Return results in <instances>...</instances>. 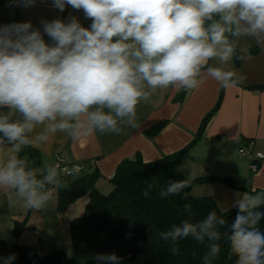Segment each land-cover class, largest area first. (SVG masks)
Returning <instances> with one entry per match:
<instances>
[{
  "label": "clouds",
  "instance_id": "clouds-1",
  "mask_svg": "<svg viewBox=\"0 0 264 264\" xmlns=\"http://www.w3.org/2000/svg\"><path fill=\"white\" fill-rule=\"evenodd\" d=\"M37 0H9V7H35ZM64 13L83 12L90 24L69 13L67 19H41L0 25V146L14 153L29 143L39 148L57 132L73 140L96 132L120 134L136 127L137 106L152 101L170 87L193 90L207 76L221 87L239 83L235 73L209 66L236 56L230 37H252L264 43V0H52ZM47 37V39L45 38ZM237 58H243L242 56ZM55 166L41 179L26 161L12 155L0 164V187L16 191L29 209H42L53 198L48 187H60ZM189 180H176L160 198L179 195ZM149 184L144 191L148 196ZM186 198V194L185 197ZM264 191L244 193L234 202L237 214L227 233L228 258L234 264H264ZM186 207H188L186 205ZM225 219L210 212L200 221L183 220L159 233L176 243L192 237L209 243L204 264H214L221 252L217 226ZM15 253L0 257L13 264ZM97 264H120L116 255L97 254Z\"/></svg>",
  "mask_w": 264,
  "mask_h": 264
},
{
  "label": "crops",
  "instance_id": "crops-1",
  "mask_svg": "<svg viewBox=\"0 0 264 264\" xmlns=\"http://www.w3.org/2000/svg\"><path fill=\"white\" fill-rule=\"evenodd\" d=\"M8 5L9 0H0V25L30 20L35 27H39L41 19L52 20L63 14L52 7V0H37L32 8ZM69 13L77 16L84 26L90 24L89 20L84 19L82 11L68 7L64 12L65 19ZM234 40L238 57L243 58H238L237 63L233 58L227 63L214 59L209 61V66L233 71L239 80L237 86L221 87L205 72V82L197 89L170 87L158 92L151 102L139 104L136 127L127 126L120 134L96 132L87 138L73 140L66 133L57 132L36 148L31 140L43 130V126H40L36 132L28 134L29 143L26 144L40 154L41 164L36 171L45 174L46 169L56 166L57 162L67 168L79 165L81 171L85 169L84 166H92L99 171L101 179L110 182L117 165L124 159L139 156L144 162H149L188 144L202 117L215 105L222 90L217 112L176 169L187 178L215 176L232 179L236 187L216 181L202 184L203 188L207 186L208 189L197 192L200 194L194 192L199 185L192 188L194 196H210L216 203H234L244 193L254 195L264 191V161L253 172L250 168L251 157H240L237 152L239 146L251 140L253 150L264 153V89L246 87L264 85V43L243 36L234 37ZM160 122H164L163 127L157 133L149 134L148 130ZM12 155L15 153L7 142L0 146V164L6 163ZM60 178L65 179L62 175ZM213 186H216V190L209 189ZM25 215L26 206L16 191L0 187V239L8 244L19 241L11 232L13 219H22Z\"/></svg>",
  "mask_w": 264,
  "mask_h": 264
},
{
  "label": "trees",
  "instance_id": "trees-1",
  "mask_svg": "<svg viewBox=\"0 0 264 264\" xmlns=\"http://www.w3.org/2000/svg\"><path fill=\"white\" fill-rule=\"evenodd\" d=\"M60 18L65 19L64 13ZM230 39L235 42L234 37ZM237 57L236 47V56L233 57L235 63L238 62ZM246 87L264 89V85ZM221 99L222 90L215 105L202 117L193 139L183 148L149 162H144L139 156L122 160L110 178L112 188L108 193L97 189L96 182L101 174L92 166H84L85 169L81 171V167L77 165L80 170L75 178H69L73 175L71 173L64 180H58L60 187H56L57 212L64 211L77 198L87 196L83 214L69 221V255L63 249L40 254L35 246L16 241L8 244L0 239V257L15 253L17 259L13 264H97L94 260L97 254H114L119 258L120 264H204L203 257L209 243H212L207 238L203 243L192 237L179 240L175 245L178 251L174 255L171 240H162L159 233L170 230L173 225H179L185 219L197 222L203 220L208 213L216 212L218 218L225 219L226 224L217 226L221 239L215 242L220 244L221 252L214 264H234L235 258H228L226 234L230 232L231 223L237 214L236 207L223 211L210 196L196 197L192 194V188L198 183L224 181L229 186L236 187L234 181L215 176L187 178L176 169L181 158L203 135L207 124L217 112ZM163 125L164 122L154 125L148 133H157ZM15 155L26 161L27 169L34 171L38 179L43 177L44 173L36 171L41 164L40 154L36 149L24 145ZM60 166L67 167L61 163ZM176 180H189L190 186L179 195L160 198V190ZM149 184L153 187L149 195L145 196L143 193ZM258 210L264 212V205ZM26 221L27 214L22 219H13L11 232L14 237H18L28 226ZM257 228L264 232V217Z\"/></svg>",
  "mask_w": 264,
  "mask_h": 264
},
{
  "label": "rangeland",
  "instance_id": "rangeland-1",
  "mask_svg": "<svg viewBox=\"0 0 264 264\" xmlns=\"http://www.w3.org/2000/svg\"><path fill=\"white\" fill-rule=\"evenodd\" d=\"M244 157V156H243ZM58 172V171H57ZM78 173H73L69 178H75ZM61 174L58 172V180H60ZM68 177L67 175L62 174V177ZM216 181L198 183L196 185L194 192H200L203 189L207 190V186L203 188L202 184H211ZM97 189L102 193H108L112 184L109 180L99 179L97 180ZM208 183V184H207ZM101 185V186H100ZM53 192V198L46 204L42 209H29L26 207L27 214V227L21 232L18 236L19 241H16L19 244L35 246L37 252L40 254H46L57 249H63L67 255L71 252V238L69 232V221L74 218L81 216L84 211L85 204L87 202V196H81L71 202L64 211L57 212L55 210L56 205V187L53 185L48 186ZM212 187V186H208ZM213 188H209L213 190ZM216 190V189H214ZM217 191H215L216 194ZM193 193V192H192ZM200 194V193H197ZM221 210H228L234 207V203H216ZM35 226L34 228H30ZM17 238V239H18ZM5 255L3 257H7ZM2 264V261H1Z\"/></svg>",
  "mask_w": 264,
  "mask_h": 264
},
{
  "label": "built area",
  "instance_id": "built-area-1",
  "mask_svg": "<svg viewBox=\"0 0 264 264\" xmlns=\"http://www.w3.org/2000/svg\"><path fill=\"white\" fill-rule=\"evenodd\" d=\"M240 157L250 156L251 164L250 168L253 172H256L259 168V165L262 161H264V153L256 152L253 150V142L247 141L246 144L238 147L237 150ZM56 170L60 171L61 174L70 175L71 173H77L80 170V167L75 165L72 169H68L67 167L60 166V163H56Z\"/></svg>",
  "mask_w": 264,
  "mask_h": 264
}]
</instances>
